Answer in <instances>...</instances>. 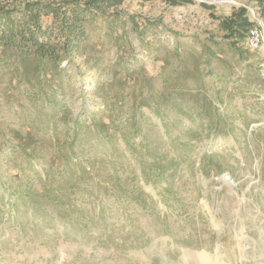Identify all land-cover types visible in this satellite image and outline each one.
<instances>
[{"label":"rangeland","instance_id":"1","mask_svg":"<svg viewBox=\"0 0 264 264\" xmlns=\"http://www.w3.org/2000/svg\"><path fill=\"white\" fill-rule=\"evenodd\" d=\"M61 1L0 0V264H264L262 49L219 25L257 0L22 19Z\"/></svg>","mask_w":264,"mask_h":264},{"label":"trees","instance_id":"2","mask_svg":"<svg viewBox=\"0 0 264 264\" xmlns=\"http://www.w3.org/2000/svg\"><path fill=\"white\" fill-rule=\"evenodd\" d=\"M122 1L123 0H62L58 4L59 6L52 3L30 2L26 6V8L27 7L29 8L27 9L24 8L23 10H21L20 13L22 15V19H23V15L25 16L28 15L27 17L29 21L35 23L32 26L36 25L35 31L41 32L43 26L38 23V19H37L40 16V13L46 15L50 12L54 13L57 8H60L61 5H63V8L70 6L71 15H66L64 17L65 22L63 21V23H60L58 27L61 28L64 25H68L66 26L68 28L70 27L69 22L74 20L80 24V28H82L81 32H83L84 22L88 21L89 19H94L97 16H106L103 11L108 6H116L120 4ZM143 1H150V0H143ZM165 2L169 5L175 6V5L192 3L193 0H165ZM257 3L260 5L262 14L264 15V2L262 0H257ZM15 10H13V8H7L5 7V5H0V42H6L8 44H11L14 41V32L21 29L20 26L18 25L19 21H17V24H15L14 19L16 18L13 19V17L11 16L13 15ZM21 23H24L25 26H30L26 24L25 21ZM219 25L226 32L227 37L242 39L247 34L248 29L252 26V22L250 21V18L248 16L247 9L245 7H238L232 11L229 17L221 20ZM49 33H51V31H49ZM31 35H33V32L29 30V33L26 34V36L29 37ZM33 41H31L30 42L31 44L26 47H30V48L36 47L37 49L36 51L39 54L46 55L48 53V52L46 53L45 52L46 50L42 48L45 46L47 41L36 42L35 39H33ZM32 44H34L35 46ZM141 193L144 194L145 198L151 199V196L145 193L142 189L140 190V192H138V194Z\"/></svg>","mask_w":264,"mask_h":264},{"label":"built area","instance_id":"3","mask_svg":"<svg viewBox=\"0 0 264 264\" xmlns=\"http://www.w3.org/2000/svg\"><path fill=\"white\" fill-rule=\"evenodd\" d=\"M248 12L252 26L247 31L246 44L251 49L261 48L264 60V22L254 9L248 8ZM226 181L232 182V179L228 176Z\"/></svg>","mask_w":264,"mask_h":264},{"label":"bare ground","instance_id":"4","mask_svg":"<svg viewBox=\"0 0 264 264\" xmlns=\"http://www.w3.org/2000/svg\"><path fill=\"white\" fill-rule=\"evenodd\" d=\"M213 1H216V0H213ZM218 1V0H217ZM232 3V1H230Z\"/></svg>","mask_w":264,"mask_h":264}]
</instances>
